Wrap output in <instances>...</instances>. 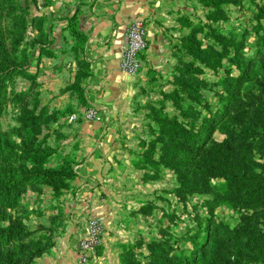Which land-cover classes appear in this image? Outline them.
<instances>
[{
	"label": "rangeland",
	"instance_id": "1",
	"mask_svg": "<svg viewBox=\"0 0 264 264\" xmlns=\"http://www.w3.org/2000/svg\"><path fill=\"white\" fill-rule=\"evenodd\" d=\"M157 1L159 6L154 8L151 18L156 17L155 40L160 43L157 44L156 56L144 63L138 73L141 75V86L135 93L133 105L137 120L131 123L129 131L126 129V133L117 137V140H120L119 153L107 156L110 158L106 168L109 177H106L105 182L96 185L98 197H95V208L98 211L92 216L103 225L102 243L93 252L94 259L88 258L86 262L80 260L81 264H151L150 256L155 247H161V251H167L169 247L173 250L189 248V242H185L184 237L197 233V217L203 219L212 215L214 220L234 226L239 221V214L244 212L233 208L228 200H219L217 206L210 208L211 210L206 206V202L213 200L217 195L218 187H214L226 182L225 178H221V170H217L209 161L202 160L199 163L169 156L161 159L158 151H154L152 165H143L142 161L144 154L149 152L148 145L155 139L153 135L157 134L154 115L161 113L169 118L178 113V110L172 107L173 101H178L172 91L175 89L179 60L192 62L197 70L196 77L206 83L200 93L212 111L221 108L219 95L222 93V80L237 75L229 65L230 55L223 56L218 63L210 66L187 57L182 43L187 40L191 29L198 31L196 42L207 52L223 54L221 46L216 44L220 37L244 36L243 53L251 55L262 37V32L256 31L255 15L264 10V0ZM68 4L67 0H0L5 14L2 27L6 30L7 46L16 56L24 53L23 59L30 64L28 71L37 73L39 84L35 91L40 93L41 103H46L49 107L51 114H47L48 119L51 120L54 113H57L62 124L60 137L54 134L59 124H50L51 137L48 139L51 147L59 150L61 158L65 156V150L69 146L64 144L67 137L72 135L77 130L76 125L82 122H69V117L81 109L75 96L65 93L67 98H59L56 94L68 84L66 77L59 79V85L51 76L54 69H62L68 60L65 62L56 56L55 59L59 61L52 66L49 65L51 59L37 57L49 41V47L54 52L58 53L64 49V22L61 20L73 11ZM35 17L39 18L32 22ZM260 57L264 60V54ZM254 73H257V69ZM67 74L69 75L68 72ZM56 85L57 92L53 91ZM28 87L29 82L20 78L10 86L15 94L27 90ZM256 89L264 92V87L257 77L254 78L252 86H246L245 90L241 91L223 125L230 127L234 124L238 106H251L253 99L250 94L257 95ZM187 104L192 106L191 115L197 117L198 122L207 115L202 106L188 101ZM14 108L18 107L12 103L6 106L5 113L0 118L3 130L18 126L17 109ZM238 118L241 119L242 116L239 115ZM223 137L221 132L216 130L212 135V142H219ZM156 146L158 149L159 144ZM69 153L70 150L66 156L69 155L75 163L73 154ZM236 155L240 161L251 167L247 170V177H260L264 180V152L250 150L249 153L245 151ZM234 163L235 157H230L229 164L226 163L232 169V174L236 172ZM44 193L41 205L43 213L49 216L62 209L63 228L69 225L73 229L79 228L78 222H74L70 216L73 214L69 212L71 199L75 197L63 196L54 200L48 189L44 190ZM25 197L24 205L27 211L35 209L37 202L34 193L28 191ZM47 219L44 217L38 221L45 223ZM38 221L35 216H30L26 223L31 227ZM173 253L174 251H171L170 256ZM157 254L154 253L155 256Z\"/></svg>",
	"mask_w": 264,
	"mask_h": 264
},
{
	"label": "trees",
	"instance_id": "2",
	"mask_svg": "<svg viewBox=\"0 0 264 264\" xmlns=\"http://www.w3.org/2000/svg\"><path fill=\"white\" fill-rule=\"evenodd\" d=\"M77 15L74 12L61 20L65 23L62 41L69 43L66 34L72 40L70 52L76 71L73 81L59 93L75 96L83 108H88L83 85L89 66L83 56L85 35L78 29ZM4 17L0 5V118L8 103H12L18 107L14 108L17 109L18 126L3 130L0 124V264H35L53 249L63 228L62 209L49 216L43 213L44 190L48 189L51 197L59 200L71 191L77 175L72 158L66 155L61 158L59 150L48 143L50 124H59L54 132L59 137L62 124L57 113L48 119L47 114H51L49 107L41 103L40 93L35 91L39 84L37 73L28 71L30 64L23 59L24 53L16 56L8 48L6 30L2 27ZM255 20L256 31H261L262 37L251 55L243 53L244 36L220 37L216 44L221 46L223 54L207 52L196 42L198 31L191 29L187 40L182 43L187 57L210 66L230 55L229 65L237 75L222 80L221 108L212 111L200 93L206 83L196 77L197 70L192 62L179 60L172 91L178 98L172 107L178 113L169 118L161 113L154 115L157 134L153 135L155 139L148 145L149 152L144 154L142 161L143 165H152L154 151L159 152L161 159L165 156L182 157L199 163L207 160L221 170V178L226 182L214 187H218L217 195L207 201L206 206L211 210L219 200H228L233 208L244 212L239 214V221L234 226L218 222L212 215L203 219L197 217V233L184 237L189 248L173 250L169 247L167 251H161V247H155L150 256L151 264H264V180L247 177V170L251 167L236 155L250 150L264 152V92L256 89L257 95L250 94L253 99L251 106H238L234 124L230 127L223 125L239 94L246 86L254 84V78L257 77L264 87V60L260 57L264 54V10L255 15ZM50 44L51 41L39 51L38 59L56 58ZM256 69L257 73H254ZM17 78L29 82V87L15 94L10 86ZM187 101L202 106L207 115L198 122L197 117L191 115L193 109ZM216 130L224 137L213 143L212 135ZM230 157H235L234 174L226 164H229ZM28 191L34 193L37 202V207L29 211L24 205ZM30 216H35L37 221L44 217L48 219L45 223L38 221L29 227L26 222ZM171 251L174 253L170 256Z\"/></svg>",
	"mask_w": 264,
	"mask_h": 264
},
{
	"label": "crops",
	"instance_id": "3",
	"mask_svg": "<svg viewBox=\"0 0 264 264\" xmlns=\"http://www.w3.org/2000/svg\"><path fill=\"white\" fill-rule=\"evenodd\" d=\"M77 12L78 29L85 35L84 59L89 66V74L83 85L84 97L88 107L97 109L101 115L99 122L82 121L77 130L67 137L65 153L70 150L75 158L74 169L76 179L72 189L64 197L71 199L69 212L79 228L65 226L56 237L55 246L36 260L35 264H81L76 252L78 240L85 235V221L93 218L98 210L95 208V197H98L96 185L106 181L107 156L119 153L117 137L131 129L136 121L133 113L134 96L141 86V75L129 76L120 68V59L125 48V30L128 24L142 20L146 27V50L141 55L142 66L156 55L157 48L155 16L151 18L154 8L159 6L157 0H67ZM71 3V5H70ZM145 20V21H144ZM65 24V23H64ZM69 43L56 55L62 61L68 60L62 69H54L56 83L60 78L67 79L70 84L75 75L76 66L70 52L71 38L66 34ZM59 59H57L59 61ZM51 59L49 65L58 61ZM69 73V75L67 74ZM141 73V72H140ZM50 74V72L48 73ZM54 81V83H55ZM67 84V85H68ZM58 85V84H57ZM57 85L53 91L58 90ZM58 94L59 98H67V94ZM50 98H52L50 96ZM78 102V101H77ZM79 104V102H78ZM80 111L83 106L79 104ZM65 154V155H66ZM69 156V155H67ZM107 157V158H106ZM92 253L89 258H93Z\"/></svg>",
	"mask_w": 264,
	"mask_h": 264
},
{
	"label": "built area",
	"instance_id": "4",
	"mask_svg": "<svg viewBox=\"0 0 264 264\" xmlns=\"http://www.w3.org/2000/svg\"><path fill=\"white\" fill-rule=\"evenodd\" d=\"M146 27L142 20L132 21L125 30V48L123 50L119 68L129 75L135 76L139 73L142 62L141 55L146 50ZM82 120L85 122H99L101 115L93 107H88L69 117V122ZM85 235L78 240L76 252L79 259L86 262L89 256L102 243L104 233L103 225L97 219L88 218L85 221Z\"/></svg>",
	"mask_w": 264,
	"mask_h": 264
}]
</instances>
